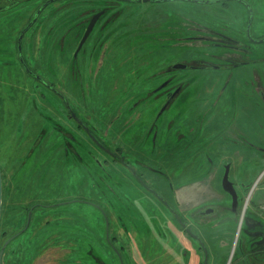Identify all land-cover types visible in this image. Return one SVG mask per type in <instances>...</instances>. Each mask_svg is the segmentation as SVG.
Instances as JSON below:
<instances>
[{
    "label": "rangeland",
    "instance_id": "obj_1",
    "mask_svg": "<svg viewBox=\"0 0 264 264\" xmlns=\"http://www.w3.org/2000/svg\"><path fill=\"white\" fill-rule=\"evenodd\" d=\"M49 1L51 0H30L0 12V166L3 173L0 228H3L7 219L13 221L20 216L22 202L53 205L64 198L72 203L48 210L37 208L33 223L36 231L30 229L13 242L11 247L27 248L23 252L9 255L12 263L100 264L97 261L100 260L103 264H120L114 247L106 237L105 216L96 206L109 216L110 236H118L116 246H123L126 264H197L200 256L203 261L202 254L195 251L196 244L191 239H185L183 247L175 249L176 253L172 254L170 260L166 259L163 239L159 237L156 240L155 237L160 234L166 236L171 230L169 221L161 216V207L152 201V197L145 195L146 192L139 184L131 180L129 171L122 164L114 162L107 151L104 153L74 129L75 124L67 118L70 105L109 149H120L127 161L136 167L142 168L141 164H144L147 178L153 185L161 186L160 190L169 186L196 185L189 189H198L195 200L179 199L180 208L185 213L192 209H205L212 206L211 203L231 204L230 197L222 190L226 166L231 165L229 179L243 197L239 219L236 223L224 224L218 230L217 238L213 239L209 234L203 233V239L210 254L208 264H239L243 244L248 238L242 229L243 217L257 214L263 219L258 223L264 225L263 106L258 108L256 100L249 101V110L258 114L261 120L259 124L249 122L243 126L249 146L230 144L223 147L233 150V153L239 150V154L231 156L230 151H221L220 142L218 147L208 144L214 135L210 134L212 129L209 121L215 111L208 109L212 100L203 90L209 75L206 71L189 77L192 86L185 89L172 109L164 114H161L160 101L157 103L152 96H147L161 80L151 78L159 67L152 62L128 60L133 53L129 41H126V46H122V61L113 60L107 55L104 68L109 70L110 76L96 77L97 69L93 67L91 69L95 73L69 75L67 67L74 49L68 48V39L65 46L58 49L61 39L67 33L81 31L79 24L82 18L78 15L84 6L97 8L103 6L105 1L114 0H91L90 3H86L88 0H59L44 9L22 42V54L27 63L31 68L38 69L39 74L35 78L19 62L18 41L38 11ZM145 1L129 0V3H119L118 6L125 12L117 18L116 25L149 26L151 33L156 36L174 22H183L186 28H193L196 22L209 26L207 14L218 9V4L212 2L201 4L189 0H152L160 2L150 4ZM230 5L238 4L230 2ZM263 5L264 2L260 4L258 0V6ZM175 9H180L184 18L177 16ZM260 29L261 32H256V36L264 34L263 25L259 26L258 30ZM71 42L75 48L79 41L74 39ZM154 44L157 45L156 41ZM92 45L93 42H89L85 46L88 48V55ZM214 52L216 51L200 43L195 45L186 41L185 49H181V56L174 60L171 55L170 63L181 59L190 61L193 58L209 60L208 54ZM252 52L249 57L250 65L245 69L250 71L256 67L264 74V42L252 45ZM82 54L77 65L81 69L84 59L87 60ZM253 60H258L259 63L252 65ZM188 64L194 66L193 62ZM40 80L56 87L57 95L41 85ZM248 96L254 97L251 91H248ZM224 97L213 117L220 123L221 130L230 124L231 114L236 110L230 109L232 100L226 95ZM154 125L155 129L152 127ZM179 133L184 137L180 143L175 138ZM166 134L171 141L169 148L163 142ZM193 137L198 140L193 141ZM68 139H71L75 151L83 161L72 149L67 151ZM214 169L218 171L215 172ZM160 170L168 172L171 181L155 173ZM21 188L23 192L20 191ZM179 196L178 193V198ZM222 197L223 201H216ZM259 197L261 198L257 200ZM20 198L22 199L19 201ZM126 207L129 209L125 210ZM123 211H129L130 216L136 217L138 230L145 231L148 245L154 251L145 249L144 240L147 239L141 235L119 232L120 223L115 220L114 214H123ZM46 214L49 217L40 222V230L36 229L35 222ZM152 222H156L158 226L154 227ZM58 230H71L73 233L69 236L70 239L80 247L84 242L83 249L76 252L75 248L73 253L64 254L39 248L44 237L48 238ZM149 230L152 231V236ZM36 232L41 233L40 237L35 235ZM46 242L49 245L50 238ZM172 244H175L174 241ZM7 260L8 257L5 259L6 264Z\"/></svg>",
    "mask_w": 264,
    "mask_h": 264
},
{
    "label": "flooded vegetation",
    "instance_id": "obj_2",
    "mask_svg": "<svg viewBox=\"0 0 264 264\" xmlns=\"http://www.w3.org/2000/svg\"><path fill=\"white\" fill-rule=\"evenodd\" d=\"M26 1L30 0H0V12H5ZM169 1L184 2V0H164L163 2ZM197 1L198 2L192 3L207 4L205 2L210 1V3L212 2L218 4V9H216V11L209 12L207 14L209 16H206V19L208 20V22H210L209 26H202L195 21L196 26H192L193 28H186L182 24L183 22H174L172 26L163 28L162 32H158L156 36L151 33V27L149 26L139 27L134 25H116L117 18L125 12L122 7L118 6L119 3H129V0L105 1L103 3V6H98L97 8L89 6L87 8L86 6H84L83 11L78 15V17L82 18L79 24L81 26V31L79 30V32H72L71 34L67 33L66 37L61 39L58 49H61L65 46L66 39H68L69 43L68 48L70 50L74 49L70 54V63L67 67V73L69 75H76L77 73L80 74L81 72L95 73L93 68H96L97 70L95 75L96 77L101 78L104 76L107 77V75L110 76V73L108 72L109 70L104 68L105 61L108 60V58L106 60L107 55L109 54L108 57H112L113 60L122 61V58L124 56L121 53L122 46H126V41H129L128 43L131 46V50L133 53H131V56H127L129 59H126H132L133 61H138L139 63L152 62L155 63L154 66L159 67V70L156 71V73L151 76V78H161V80L160 82H158V85L154 88V90L149 92V95L147 96H152L157 103H159L160 101L162 107L161 114L170 111L175 101L185 92V89L192 86L191 81H189V77L191 75H196L201 71H206V74L209 75L207 76L205 82L207 85L203 87V90L210 95L209 98H211L212 100L211 107L208 109H213L212 111H215V113H217L216 111L218 110V106L220 104L219 102L225 98V95L228 96V99L232 100L230 109H236L235 112L231 114L232 118L230 124L226 125V127L222 130L221 128H219L220 123H217L215 121V118H213L215 116V113L212 114L213 117L211 116L212 118L209 121V126L211 127L210 129H212L210 134L214 135L211 137L209 141L210 143L208 144H212L213 147H218V142H220L222 145L221 151L227 153L230 151L232 156L234 154H239V150H237L236 153H233V150L231 151L227 148L223 149V147H228L230 144H237V146H244V144H246L247 146H249L248 143H246L248 139L246 138L247 136L243 131V126L247 125L249 122L259 124L261 120V118L258 117V114H255V112L253 113L249 110V101L256 100V106L260 108V106L262 105L264 109V74H261V72L256 67L250 71L245 69L246 66L250 65L249 57L250 54L253 53L252 45L254 46L262 44L258 41L264 39V34H258V36H256V32H261L262 30H258L259 26H264V5L258 6V0ZM90 2L91 0H88L86 3ZM159 2L160 1L147 0L146 3L155 4ZM230 2H235L238 5L232 6L230 5ZM263 2L264 0H259L260 4H262ZM174 13L177 16H181L184 18V16H182V14L184 13H182L180 9H175ZM74 39H77V41H79L77 47L75 48H73L74 45L71 42ZM154 41H156L157 45L154 44ZM186 41H189V43H194L195 45L197 43H200L201 45L215 50L216 52L208 54L209 60H200L197 58H193L190 61L181 59L175 61L174 63H170L171 55H173L172 57H174V60L175 58L181 56V49H185ZM89 42H93V45L91 48V53L88 55V48H85V46ZM106 46L109 47L106 48ZM108 51L109 53H106ZM82 53L87 57V60L84 59L81 69V66L77 65L78 59ZM22 57L25 60L26 65L33 73L32 76L36 78L39 74L38 69L31 68L23 54ZM18 59L20 62V56ZM191 62H193L194 66H190L188 64ZM215 62L220 63V65L217 66ZM258 63V60L252 61V65ZM91 67L93 68L91 69ZM242 68L244 70H241ZM117 72H119V70H117ZM137 76L138 75H135V77ZM249 78H252V81H249ZM41 85L47 87L51 92L56 94V87L46 84L43 80L41 81ZM248 91L252 92V94L254 95V97L252 98L254 100L250 98V96H248ZM67 115V118L71 119L75 124V126H73L74 129H76L84 137H87V141H92V143L104 153H106L107 151L108 154L111 155L110 157L114 162H119L120 164H122L129 171L131 180L139 184L141 188L146 192L145 195L152 197V201H155V203L161 207V216L167 222L169 221V228L171 230L170 233H168V235L166 236L160 234L158 236L155 235V237H157L156 240H158L159 237H162L164 245L163 249L166 255V259L170 260L172 254L176 253L175 249H178V247H183L185 239H191L192 241H194V244H196L195 251L200 253V255L202 254L203 257V261H201L200 256V260L199 262H197V264H204L205 254L202 246L200 245L199 239L204 243L209 254L207 243L203 239V233L209 234L211 238L215 239L218 237V230L223 227L224 224L228 225L236 223L239 219L240 204L243 197L240 196V194L237 192L238 205L236 208H234L232 197L224 192L222 186L223 192L230 197L231 204L223 205L211 203L212 206L205 209H192L189 210V212L185 213L180 208L178 198V192L184 187L169 186V188L167 189L160 190L161 186L153 185L152 182L147 178L143 169L145 168L144 164H141L142 168L136 167L127 161L126 157L123 156L120 149H116V151L109 149L96 137V135L92 131V128L88 126V123L85 120L81 119L78 114H76L72 110L70 105L69 114ZM200 122L201 120H199V123ZM152 127L153 129H155L156 126L154 125ZM153 129L152 132L154 131ZM224 132L225 135L223 134ZM69 136L75 139L72 134H69ZM175 138L176 141L180 143L184 137L179 133ZM191 139L198 140V138L196 137H193ZM74 141L77 142L76 139ZM71 142V139H68L66 142L68 149L67 151L69 152V150L72 149L75 155L83 161L80 154L75 151V148L73 147ZM163 142L165 143L166 148L170 147L171 141L170 137L167 134L165 135ZM227 155L228 154H226V156ZM98 162L100 165H102L100 161ZM211 171L213 172V168H211ZM217 171L218 170H216L215 172ZM155 173H158L171 181L168 172H162V170H160L155 171ZM22 190L23 189L21 188L20 191L23 192ZM21 199L22 198H20L19 201ZM223 200L224 197L217 199L216 201ZM69 201L70 200H65L63 198L60 202L53 203V205L36 203L27 204L26 201L22 202L21 208H19L21 210L20 216L13 221L7 219V222L4 221L3 228L2 226L0 228V237L3 240L0 242V252L12 237L20 234L6 245L2 258V264H6L5 259L7 257L8 264H13L10 258L11 254L15 255L26 250L27 246H11L16 239L27 234L30 229L35 230V228H33V223L35 211L37 210V208L43 210L53 209L59 205L62 206L63 204L72 203L71 201ZM76 202L81 203L80 201ZM120 202L122 201L120 200ZM128 209L129 208L126 207L125 210ZM47 215L48 214L42 216V219L39 218L35 222L36 229L39 228L40 222H42L43 219H47L49 217V215ZM250 216L251 215H245L243 217L242 229L243 232H245L246 235L252 240L253 244H260V247L258 249L261 250L264 248V225L253 221ZM107 217L109 219V216ZM114 217L115 220L120 223V233H123L125 235H130L131 233L137 234L138 236L141 235L143 238L147 239H143L145 249L148 248L150 252L154 251V249L148 245L149 240L147 238V235L145 234V231L138 230V225L136 224L137 219L134 215L130 216L129 211H123V214L115 213ZM179 219L182 223L179 222ZM153 226L156 227L158 226V224L154 222ZM14 227H16V229ZM34 230L32 231L34 232ZM38 230H40V228ZM149 232H151L150 234L152 236V231L149 230ZM72 233L73 232H71V230H65V232H61L60 230H58L55 234H52L48 237L51 241L49 245L46 242L48 238L44 237L40 241L39 248L43 247L45 251L64 254L73 253L76 248V252H78L80 248L83 249L84 242H82V247H80L77 242L70 239L69 236H71ZM35 235L40 237L41 233L36 232ZM193 236H197L199 239H196ZM109 240L114 249H116L120 253L123 264H126L123 259V253L125 252L123 246H116L118 236L111 237L109 235ZM173 241L175 244H172ZM97 261L100 264H103L100 260ZM119 262L120 264H122L120 259Z\"/></svg>",
    "mask_w": 264,
    "mask_h": 264
},
{
    "label": "water",
    "instance_id": "obj_3",
    "mask_svg": "<svg viewBox=\"0 0 264 264\" xmlns=\"http://www.w3.org/2000/svg\"><path fill=\"white\" fill-rule=\"evenodd\" d=\"M55 1H59V0H51L48 3H46L38 11V13L36 14L34 20L31 22V24L21 33V35L19 37V41H18V52H19V56H20V62H21V65L25 68V70L29 74H31V75H33V73L31 72V70L29 69V67L26 65V62H25V60L22 57V42H23V39H24L25 34L36 23V21L38 20L39 16L41 15V13L44 11V9H46L51 3L55 2ZM189 1L190 2H198L196 0H189ZM145 2H147V0ZM205 3L208 4V3H210V1H207ZM258 42L259 43H263L264 42V39H262V40H260ZM40 81H42V80H40ZM229 173H230V166H227L226 169H225V174H224V177H223L222 186H223L224 192L227 193V194H229L232 197L233 206H234V208H236L237 205H238V194H237V191L235 189L234 184L229 180ZM262 175H264V172H263ZM2 202H3V174H2V170H1V166H0V222H1V214H2ZM96 207L98 209H100L102 211V213L104 214V216H105V220H106V237H107V240L110 242V240H109V235H110V231H109V219H108L106 213L103 211V209H101L99 206H96ZM179 222H181L180 219H179ZM240 230H241V226L239 227V231ZM19 235H16V236L12 237L6 243V245L8 243H10V241H12L13 239H15ZM193 237L196 238V239H199L197 236H193ZM199 242H200V245L202 246L203 251H204V254H205L204 264H208V258H209L208 251H207L204 243L200 239H199ZM6 245L3 247V249L0 252V264H2V258H3V254H4V250H5ZM115 251H116V254L118 255L121 263L123 264V260H122V257L120 255V253L116 249H115Z\"/></svg>",
    "mask_w": 264,
    "mask_h": 264
},
{
    "label": "crops",
    "instance_id": "obj_4",
    "mask_svg": "<svg viewBox=\"0 0 264 264\" xmlns=\"http://www.w3.org/2000/svg\"><path fill=\"white\" fill-rule=\"evenodd\" d=\"M196 185H193L192 187H184L180 191H183V193H180L179 199L186 200L192 199L195 200L198 196V189H192L189 190ZM188 190V191H187ZM197 195V196H196ZM261 197L257 198L259 200ZM250 218L255 222H260L262 220V217L260 218L259 215H251ZM245 244V245H244ZM243 244V253H242V260L239 261V264H264V252L263 249H258L260 247V244H253L252 240L248 237Z\"/></svg>",
    "mask_w": 264,
    "mask_h": 264
}]
</instances>
